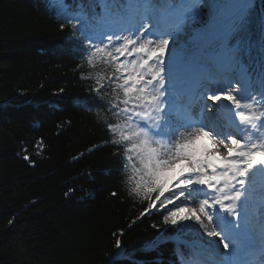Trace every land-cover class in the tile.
<instances>
[{"label": "snow or ice", "instance_id": "snow-or-ice-1", "mask_svg": "<svg viewBox=\"0 0 264 264\" xmlns=\"http://www.w3.org/2000/svg\"><path fill=\"white\" fill-rule=\"evenodd\" d=\"M48 7L75 41L88 92L75 101L106 137L94 148H113L121 189L111 195L123 190L146 205L132 224L155 212L166 230L191 233L184 241L191 251L178 250V264H264V14L254 0H48ZM254 13L256 52L243 39L232 42L249 33ZM37 147L39 154L42 140ZM113 235L122 249L124 231Z\"/></svg>", "mask_w": 264, "mask_h": 264}, {"label": "trees", "instance_id": "trees-1", "mask_svg": "<svg viewBox=\"0 0 264 264\" xmlns=\"http://www.w3.org/2000/svg\"><path fill=\"white\" fill-rule=\"evenodd\" d=\"M47 1L0 0V264H109L120 230L112 264H178L183 244L165 237L191 233L166 230L155 212L132 224L146 205L123 190L111 195L121 189L113 148H94L106 137L75 101L88 95L87 82L70 55L74 38ZM254 3L264 14L261 0ZM255 13L249 33L232 41L243 39L253 52L260 46Z\"/></svg>", "mask_w": 264, "mask_h": 264}, {"label": "bare ground", "instance_id": "bare-ground-1", "mask_svg": "<svg viewBox=\"0 0 264 264\" xmlns=\"http://www.w3.org/2000/svg\"><path fill=\"white\" fill-rule=\"evenodd\" d=\"M44 1H45V0H41V3L44 2ZM47 2H48V1H47ZM46 11H47V10H46ZM47 13H48L49 15L52 16V13H51V12L47 11ZM67 32H68L67 35L71 37L70 32H69L68 30H67ZM70 55H71V56H74V55H75V51H74V50L71 51V49H70ZM118 250H120V249H117V252H116L115 254L113 253L114 255H113V254L109 255V256H108V260H110V258L113 257V256L117 257L116 254L119 252Z\"/></svg>", "mask_w": 264, "mask_h": 264}, {"label": "rangeland", "instance_id": "rangeland-1", "mask_svg": "<svg viewBox=\"0 0 264 264\" xmlns=\"http://www.w3.org/2000/svg\"><path fill=\"white\" fill-rule=\"evenodd\" d=\"M205 239H213V240H216L217 237H211V238L205 237Z\"/></svg>", "mask_w": 264, "mask_h": 264}]
</instances>
